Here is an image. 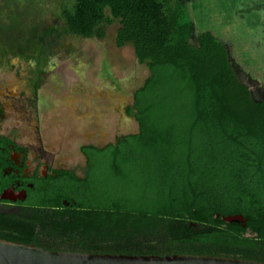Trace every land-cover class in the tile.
Masks as SVG:
<instances>
[{"label":"trees","instance_id":"trees-1","mask_svg":"<svg viewBox=\"0 0 264 264\" xmlns=\"http://www.w3.org/2000/svg\"><path fill=\"white\" fill-rule=\"evenodd\" d=\"M115 21L116 46L131 43L149 71L127 109L138 133L82 147L81 177L59 170L34 181L20 213L0 212V239L264 263V97L252 99L212 34L192 43L185 0H72L41 29V48L67 35L103 39L101 26ZM234 216L245 223L223 221Z\"/></svg>","mask_w":264,"mask_h":264},{"label":"rangeland","instance_id":"rangeland-1","mask_svg":"<svg viewBox=\"0 0 264 264\" xmlns=\"http://www.w3.org/2000/svg\"><path fill=\"white\" fill-rule=\"evenodd\" d=\"M71 1L0 0V95L14 88L46 95L50 105L40 115L38 127L30 132L27 124L21 140L26 144L37 138L32 150L77 170L84 163L80 148L86 138L105 145L136 130V123L123 113L149 71L136 59L131 43L116 46L117 21L101 26L103 39L67 35L52 42L50 50L42 49L41 29L54 24ZM185 2L194 24L192 43L203 33L216 37L252 99H262L264 0ZM13 116L4 122L5 129L18 126ZM21 210L0 206L4 214Z\"/></svg>","mask_w":264,"mask_h":264},{"label":"flooded vegetation","instance_id":"flooded-vegetation-1","mask_svg":"<svg viewBox=\"0 0 264 264\" xmlns=\"http://www.w3.org/2000/svg\"><path fill=\"white\" fill-rule=\"evenodd\" d=\"M48 105H50L49 100L44 94L30 95L14 88L9 90V94L0 95V206L22 207L27 201L28 192L34 189V181L46 180L48 176L54 177L55 171L67 170L80 177L83 176L86 158L81 148L89 146L103 148L110 144L103 145L92 137L86 138L80 148L84 163L77 170H68L63 162L44 158L42 152L32 150L35 144H38L37 138L31 139L26 144L21 139L25 135L24 127L27 124L29 125L28 131H35L41 118L40 115L44 113ZM128 107L129 105L124 109L125 114H127ZM10 115H14L18 126L12 125L5 129L4 122ZM120 136L122 135L116 136L111 143H115L117 137ZM21 193L24 195H20L18 199V194ZM4 194L16 200L2 199Z\"/></svg>","mask_w":264,"mask_h":264},{"label":"water","instance_id":"water-1","mask_svg":"<svg viewBox=\"0 0 264 264\" xmlns=\"http://www.w3.org/2000/svg\"><path fill=\"white\" fill-rule=\"evenodd\" d=\"M144 83V82H143ZM142 83V84H143ZM141 84V85H142ZM140 85V86H141ZM139 86V87H140ZM138 87V88H139ZM133 95V94H132ZM132 101V99H131ZM124 117L135 122V118L123 113ZM136 130L129 134L138 133ZM7 193V192H6ZM5 193V194H6ZM2 197L5 200H16L10 197ZM18 194V199H20ZM226 223H242V216L223 218ZM0 264H264L243 259L205 255H174V256H129V255H101L80 252L48 251L33 245L10 242L0 239Z\"/></svg>","mask_w":264,"mask_h":264}]
</instances>
